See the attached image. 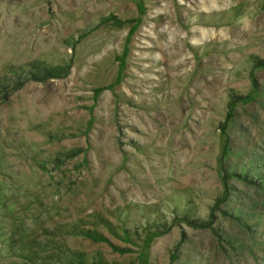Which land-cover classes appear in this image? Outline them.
<instances>
[{"label": "rangeland", "instance_id": "374dc122", "mask_svg": "<svg viewBox=\"0 0 264 264\" xmlns=\"http://www.w3.org/2000/svg\"><path fill=\"white\" fill-rule=\"evenodd\" d=\"M0 264H264V0H0Z\"/></svg>", "mask_w": 264, "mask_h": 264}, {"label": "trees", "instance_id": "16d2710c", "mask_svg": "<svg viewBox=\"0 0 264 264\" xmlns=\"http://www.w3.org/2000/svg\"><path fill=\"white\" fill-rule=\"evenodd\" d=\"M64 74H66V72L64 71V67H62V66L53 67V68L46 67V68H44V77L43 78L44 79L57 78V77L64 76ZM31 77H32L31 73H30V75H26V80L30 79ZM40 78L41 77H39V75H33V79L41 80ZM22 83H23V81H22ZM22 83H19V84H22Z\"/></svg>", "mask_w": 264, "mask_h": 264}]
</instances>
